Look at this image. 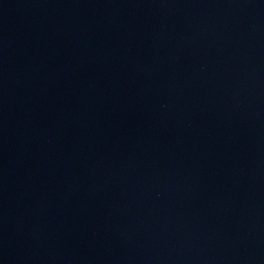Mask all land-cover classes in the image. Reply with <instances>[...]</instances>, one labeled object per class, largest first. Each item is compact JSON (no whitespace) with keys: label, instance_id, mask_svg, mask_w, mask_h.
I'll use <instances>...</instances> for the list:
<instances>
[{"label":"water","instance_id":"obj_1","mask_svg":"<svg viewBox=\"0 0 264 264\" xmlns=\"http://www.w3.org/2000/svg\"><path fill=\"white\" fill-rule=\"evenodd\" d=\"M264 207V0H0V264H206Z\"/></svg>","mask_w":264,"mask_h":264}]
</instances>
